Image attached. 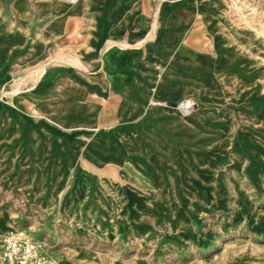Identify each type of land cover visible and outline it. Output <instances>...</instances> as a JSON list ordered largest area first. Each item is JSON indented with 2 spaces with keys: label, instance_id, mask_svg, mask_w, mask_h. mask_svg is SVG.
<instances>
[{
  "label": "rangeland",
  "instance_id": "rangeland-1",
  "mask_svg": "<svg viewBox=\"0 0 264 264\" xmlns=\"http://www.w3.org/2000/svg\"><path fill=\"white\" fill-rule=\"evenodd\" d=\"M205 2L212 73L175 100L188 114L133 117L74 74L2 92L17 105L0 95V264L20 230L57 264H264V0Z\"/></svg>",
  "mask_w": 264,
  "mask_h": 264
},
{
  "label": "crops",
  "instance_id": "crops-1",
  "mask_svg": "<svg viewBox=\"0 0 264 264\" xmlns=\"http://www.w3.org/2000/svg\"><path fill=\"white\" fill-rule=\"evenodd\" d=\"M210 3L0 0V95L10 97L7 104L15 106V98L2 93L10 83L23 78L21 90L30 92L38 88L37 75L45 78L40 88H53L60 78L74 74L84 91L123 100L133 117L143 114L146 106L161 107V102L181 110V103L174 102L189 94L187 80L212 73L211 64L204 61L207 56L198 55L203 52L195 44L212 41ZM200 48L210 58L212 47L209 52ZM68 59L80 60L75 73L69 72L68 61L61 62ZM7 230L0 227L1 233Z\"/></svg>",
  "mask_w": 264,
  "mask_h": 264
},
{
  "label": "built area",
  "instance_id": "built-area-1",
  "mask_svg": "<svg viewBox=\"0 0 264 264\" xmlns=\"http://www.w3.org/2000/svg\"><path fill=\"white\" fill-rule=\"evenodd\" d=\"M64 1L75 2V0ZM190 101L191 106L188 110L194 106V102ZM2 259L6 264H57L49 255L48 246L42 241L33 240L23 230L4 236Z\"/></svg>",
  "mask_w": 264,
  "mask_h": 264
},
{
  "label": "bare ground",
  "instance_id": "bare-ground-1",
  "mask_svg": "<svg viewBox=\"0 0 264 264\" xmlns=\"http://www.w3.org/2000/svg\"><path fill=\"white\" fill-rule=\"evenodd\" d=\"M184 1V0H183ZM195 1V0H194ZM224 1V0H223ZM212 4H214L213 2H211ZM210 3V4H211ZM218 3V2H217ZM183 5V4H182ZM200 5H201V3H200ZM205 7V6H204ZM200 9V8H199ZM212 9V8H211ZM215 11V10H214ZM219 11V10H218ZM215 13V12H214ZM214 13H212V14H214ZM201 16H203V15H201ZM214 16V15H213ZM211 17V16H210ZM210 20V19H209ZM221 22V21H220ZM155 28V27H154ZM158 29V28H157ZM209 30V29H208ZM159 32V31H158ZM209 33V32H208ZM153 35V34H152ZM151 35V36H152ZM150 35H148V37H149ZM159 36V35H158ZM147 37V38H148ZM160 37V36H159ZM152 38V37H151ZM158 40H159V38H158ZM146 41V40H145ZM177 41V40H176ZM146 43V42H145ZM144 43V44H145ZM215 43H216V41H215ZM257 43V42H256ZM141 44H143L142 42H141ZM143 44V45H144ZM159 44V43H158ZM142 45V46H143ZM159 45H161V44H159ZM134 46H137V45H134ZM141 46V45H140ZM139 45L137 46V47H140ZM141 46V47H142ZM150 46V45H149ZM158 46V45H157ZM220 46V45H219ZM164 47V46H163ZM134 48H136V47H134ZM152 48V47H151ZM160 48V47H159ZM183 48H185V46H183ZM186 49H188V48H186ZM221 49V48H220ZM165 50V49H164ZM217 51H218V49H217ZM191 104V101L190 100H185L184 102H182L181 104H180V106H179V108L184 112V113H188L190 110H188V108H190V105ZM8 107V106H7ZM193 108V107H192ZM191 108V109H192ZM6 109V108H5ZM9 109V108H8ZM2 110V109H1ZM12 110V109H11ZM10 110V111H11ZM12 112V111H11ZM10 113V112H9ZM4 114H6V113H4Z\"/></svg>",
  "mask_w": 264,
  "mask_h": 264
},
{
  "label": "water",
  "instance_id": "water-1",
  "mask_svg": "<svg viewBox=\"0 0 264 264\" xmlns=\"http://www.w3.org/2000/svg\"><path fill=\"white\" fill-rule=\"evenodd\" d=\"M6 101H11V100H10V97H7V98H6ZM173 105H175V104H173Z\"/></svg>",
  "mask_w": 264,
  "mask_h": 264
}]
</instances>
